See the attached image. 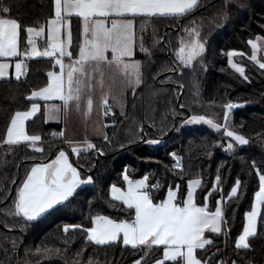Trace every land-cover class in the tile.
<instances>
[{
	"label": "trees",
	"instance_id": "1",
	"mask_svg": "<svg viewBox=\"0 0 264 264\" xmlns=\"http://www.w3.org/2000/svg\"><path fill=\"white\" fill-rule=\"evenodd\" d=\"M3 6L10 7L5 17L15 18L22 25V48L27 40L24 29L39 26L53 15L52 0H0ZM70 19L71 51L76 55L81 42V19ZM193 27L199 31L205 51L185 67L176 52L181 40L190 39L185 29ZM257 36L264 37V0H200L199 6L183 17L135 18L134 57L158 61L143 83L127 91L125 109L115 110L113 124L108 123V117L105 135L94 141L95 148L79 155L73 154L67 141L58 135L61 125L46 122L43 113L26 123L29 134L41 136L34 147L26 142H3L14 113L27 109L32 103L27 99L31 91L47 84L48 71L56 67L53 58L27 59L26 74L19 80L0 78V264H134L146 252L149 254L143 264H152L162 258L163 246L134 249L124 246L121 239L98 245L88 241L87 233L80 229L65 233L64 226L88 228L96 215L133 219L134 210L112 200L110 194L113 184L124 185V174L131 179L148 176L150 185L159 182L160 186L151 190L154 203L164 199L169 187L175 189L178 185L182 205L188 181L193 178L201 179L203 185L196 190L195 201L204 203L218 171L222 191L213 192L208 205L209 210H214L218 198L227 201L223 203L227 225H223L221 235L205 232L213 243L205 250H197L196 255L201 260L210 258L211 264L221 260L227 264L233 260L237 264H264V206L258 235L249 240L250 249L235 248L245 213L251 210L259 189L256 169L264 173V69L248 59L252 54L248 41ZM141 37L150 55L140 50ZM232 50L243 54L233 57L245 68L247 80L229 65L227 53ZM259 60L264 62V53ZM157 87L164 88L165 93L157 96L154 114L149 118L148 101ZM229 101L243 105L229 112V130L250 141L232 151L226 150L230 140L223 128L216 131L205 123H185L192 116H204L224 125L223 105ZM149 140L159 143L150 144ZM61 149L70 154L81 176H92L93 183L80 186L69 201L54 206L35 221L16 216V193L32 165L52 160ZM237 179L241 187L237 196L229 200ZM43 249L51 252L45 254Z\"/></svg>",
	"mask_w": 264,
	"mask_h": 264
},
{
	"label": "snow or ice",
	"instance_id": "2",
	"mask_svg": "<svg viewBox=\"0 0 264 264\" xmlns=\"http://www.w3.org/2000/svg\"><path fill=\"white\" fill-rule=\"evenodd\" d=\"M54 16L47 21V39L43 51L38 50L35 38L45 33V27H27V42L23 50L19 47V38L22 25L15 18H5L10 13L9 6L0 7V61L15 59V78L19 80L26 74L27 65L25 61L31 58H53L55 65L60 67L59 72L49 71V84L39 90L31 91L27 97L29 100L39 98L43 101L55 97L62 102L60 105H50L53 112L69 110L70 105L75 104L79 109L80 103L85 96V90L89 92L92 88L93 74L99 73V84L104 85V72L102 67H115L122 74L129 77V83L139 85L141 83V62L133 59L135 37L134 19L137 17H183L194 11L200 0H52ZM83 20L84 40L79 45L78 58L72 60L65 71L64 58H72L69 50L73 39L70 24L65 28L66 22L71 16ZM111 19L109 27L107 21ZM66 32V38L62 36L61 30ZM190 39L180 41V48L176 55L185 67L191 66L202 56L205 51V43L199 39L200 33L195 27L185 29ZM261 43L258 44L257 42ZM252 55L248 58L264 69V62L257 58L258 51H264V37L249 40ZM30 46V47H29ZM140 50L150 55V51L143 46L142 37L139 44ZM111 53V59L108 53ZM229 64L245 80V68L232 62V57L243 55L242 53L230 51L227 53ZM12 67L10 63L0 62V78L8 75L7 70ZM87 110L91 111L93 100L91 96L86 100ZM102 106L108 108L107 93L102 98ZM243 105L229 101L223 105L224 125L216 123L204 116H192L185 123H205L216 131L224 129V135L229 138L227 151H232L238 146L247 145L250 141L235 130H229L228 119L231 110ZM110 110V109H109ZM40 111V105L33 102L31 108L26 111H16L11 117L6 131L4 143L8 145L26 142L29 146H35L41 141L40 135H28L25 124L34 118ZM87 114V113H86ZM107 115V112H105ZM57 135V134H53ZM63 136V133L58 134ZM105 139L107 137L105 136ZM159 143L158 140L149 141ZM69 146L72 141H67ZM86 147H71L73 154L79 155L95 148V145L85 141ZM223 147V145H220ZM36 151H43L35 148ZM175 156V154H172ZM255 168V163L253 162ZM259 177V190L255 193V202L251 210L245 213V224L241 234L235 241L236 249H250V238L258 235V220L261 217V207L264 206V173L256 169ZM127 183V190L113 184L110 188L111 198L122 202L128 210H134V218L131 220L112 219L106 215H96L91 218L92 227L83 228L82 225H65L64 232L80 229L87 233V240L98 245H106L121 239L124 246L132 248L143 247L152 249L154 246H164L163 256L156 259L155 264H165L166 261L178 262V264H211L210 258L201 260L196 255L197 250H205L213 241L205 237V232L223 234L222 225H227L221 204L226 203L223 197L216 200L214 211L209 210L207 199L213 192L222 191L219 188L221 176L219 171L215 176V184L211 191L205 196L203 206L194 201V187H202L200 179L188 182L186 198L181 202L178 200L179 186L175 189L169 187L166 198L158 203L153 202L151 190L158 188L156 184H148V176L142 179L132 180L127 174L123 175ZM93 183L91 175L87 179L80 178L77 167L69 162L68 153L61 149L55 159L49 163H40L33 166L23 180L22 186L17 190L14 201V214L22 216L26 221H35L41 215L54 206L65 203L72 198L81 185ZM241 187V181L236 180L231 187L228 199L237 196ZM40 251V250H38ZM45 254L51 252L49 249L42 250ZM57 252L59 250H56ZM220 250L217 249V253ZM149 253L138 259L134 264H143V260ZM92 264V261H89ZM218 264H227L226 261H218ZM237 264V261H231Z\"/></svg>",
	"mask_w": 264,
	"mask_h": 264
},
{
	"label": "crops",
	"instance_id": "3",
	"mask_svg": "<svg viewBox=\"0 0 264 264\" xmlns=\"http://www.w3.org/2000/svg\"><path fill=\"white\" fill-rule=\"evenodd\" d=\"M53 16H54V11H53L52 17ZM52 17H50V18H52ZM5 18H7V17H5ZM113 18L119 19L117 17L109 18V20L107 21V24L109 27L111 26V19H113ZM47 21L45 23L39 25V26L45 27V33L39 38L34 37V39L36 40V43H37V48L40 51H43V48L45 46V41L47 39ZM83 23L84 22L81 19V42H80V44L84 40ZM69 24H70V28H71V19H69V21L66 22L65 28ZM39 26H31V27H39ZM61 32H62V36L64 38H66V32L64 31V29H62ZM26 42H27V40H26ZM19 47L21 50L24 49L20 45V38H19ZM69 50L71 51V48ZM78 55H79V49H78V52L76 55L72 54L71 59L64 58L65 71L67 70V67L72 62V60H75L78 58ZM108 58L111 59V53L110 52L108 53ZM133 59L141 62L140 72H141V79L142 80H144L146 75L154 69L155 62L158 61V60L153 61L151 59H137L135 57H133ZM0 62H6V63H10L12 65V67H10L7 70L8 75L5 78H8V77H14L15 78V69H14L15 59H11V60L5 59V60L0 61ZM54 64H55V60H54ZM50 71L59 72L60 67L56 66L55 68L51 69ZM102 71L104 72V85H103V87H101V85L99 84V80H100L99 73H94L91 91L89 92L87 89L85 90V96L80 103L79 109L76 108L75 104H72V105H70L69 110H67V111L61 110L59 112H53L49 106L53 105V104L60 105L62 102L58 99V97H55V98L48 100V101H43V100H40L39 98H34L32 100V103L35 102V103H38L40 105V111L37 114L43 113L44 120L46 122L59 123L61 125V133H63L62 138H64L66 141H72L73 142L70 147H86V145L84 144L85 141L94 144V141L96 139L103 138L104 134H105L104 133L105 130H104V123H103L104 107L102 106V98L104 97L105 93H107V99L110 103H114V102L117 103L118 102L120 104L122 101H124L126 91L129 88L134 86V83H129L130 78L124 76L122 74L121 70H119L115 67L109 68V67L105 66V67H102ZM48 84H49V77H48V82L44 87H46ZM39 89H35V90H39ZM164 93H165V89L162 87H157V88L153 89L152 94H151L149 101H148V106H147L149 118H152V116L154 114L155 102H156L157 96L163 95ZM88 96H91V98L93 100V105H92V109L90 112H88L87 105H86V100H87ZM32 103L30 104V106L27 109L19 110V111L29 110L31 108ZM25 131L28 135H31L28 133V131L26 129V124H25ZM5 137H6V135H5ZM65 151L67 152V150H65ZM55 157L52 160H54ZM68 158H69V162L72 163L69 153H68ZM52 160H50L48 162H43V163H49ZM36 164H40V163H36ZM36 164L32 165V167L35 166ZM72 165H73V163H72ZM73 167H76V166L73 165ZM30 170H29V172H30ZM87 177L88 176L83 177L80 175L81 179H87ZM138 179H142V178H138ZM138 179H132V180H138ZM195 179H199V178H193L191 180H195ZM191 180H189V181H191ZM21 186H22V184H21ZM116 186L121 188L124 191L127 190V183L126 182L124 183L123 186H118V185H116ZM197 189L198 188L194 187V189H193L194 193H196ZM165 198H166V195H165L164 199ZM194 201H195V196H194ZM205 202L206 201H204V203ZM254 202H255V197H254L253 203ZM204 203H202V204L197 203V204L200 206H203ZM207 203H208V199H207ZM221 207L223 210V203L221 204ZM214 210H210V211H214ZM92 226L93 225H91L90 227H92ZM222 227H223V225H222ZM205 237L210 239L206 235H205ZM121 240H122V236H121ZM152 264H155V262Z\"/></svg>",
	"mask_w": 264,
	"mask_h": 264
},
{
	"label": "rangeland",
	"instance_id": "4",
	"mask_svg": "<svg viewBox=\"0 0 264 264\" xmlns=\"http://www.w3.org/2000/svg\"><path fill=\"white\" fill-rule=\"evenodd\" d=\"M257 37H262V36H257ZM256 37V38H257ZM256 38H254V39H252V40H256ZM185 42H187V41H185ZM258 44H260L261 42L260 41H258L257 42ZM232 51H235V50H232ZM236 52V51H235ZM261 53H264V51H258L257 52V58L259 59V55L261 54ZM252 55V54H251ZM228 62H229V58H228ZM232 62L233 63H236V64H239V65H241L240 63H237L236 61H235V59H234V57H232ZM230 65V64H229ZM231 66V65H230ZM242 66V65H241ZM243 67V66H242ZM143 81L144 80H142L141 79V83H143ZM132 83H134V80H133V82ZM140 83V84H141ZM139 84V85H140ZM152 85V84H151ZM138 85H136L135 83H134V86L133 87H131V88H129V89H134L135 87H137ZM128 89V90H129ZM127 90V91H128ZM127 91H126V93H125V98H124V101H122L120 104L117 102V103H110L109 101H108V108H105L104 107V111H103V123H104V130H105V126H106V124H107V119H108V117L110 118L111 116L109 115L110 114V110H112L113 111V116H115V110H118L119 112H123L124 111V109H125V106H126V96H127ZM110 109V110H109ZM105 112H107V115H105ZM207 119V118H206ZM202 123V122H201ZM194 124H200V123H194ZM61 132V131H60ZM105 133V132H104ZM105 135V134H104ZM149 141H153V140H149ZM148 141V143H150ZM150 144H153V143H150Z\"/></svg>",
	"mask_w": 264,
	"mask_h": 264
},
{
	"label": "water",
	"instance_id": "5",
	"mask_svg": "<svg viewBox=\"0 0 264 264\" xmlns=\"http://www.w3.org/2000/svg\"><path fill=\"white\" fill-rule=\"evenodd\" d=\"M164 40H165V36L163 37V41H164ZM17 180H18V179H16V180L13 182L12 186H11L10 195H11V193H12V191H13L14 185L16 184ZM10 195H9L8 197H10Z\"/></svg>",
	"mask_w": 264,
	"mask_h": 264
},
{
	"label": "built area",
	"instance_id": "6",
	"mask_svg": "<svg viewBox=\"0 0 264 264\" xmlns=\"http://www.w3.org/2000/svg\"><path fill=\"white\" fill-rule=\"evenodd\" d=\"M111 117H110V121L108 122V123H110V124H113L114 123V121H113V111L112 110H110V114H109Z\"/></svg>",
	"mask_w": 264,
	"mask_h": 264
}]
</instances>
